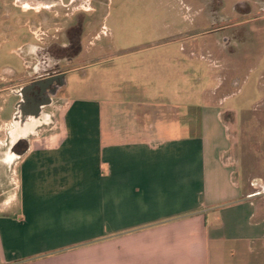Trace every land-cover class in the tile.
Masks as SVG:
<instances>
[{
    "label": "crops",
    "instance_id": "1",
    "mask_svg": "<svg viewBox=\"0 0 264 264\" xmlns=\"http://www.w3.org/2000/svg\"><path fill=\"white\" fill-rule=\"evenodd\" d=\"M88 103L48 110L16 157L0 146V264H264L221 111Z\"/></svg>",
    "mask_w": 264,
    "mask_h": 264
},
{
    "label": "rangeland",
    "instance_id": "2",
    "mask_svg": "<svg viewBox=\"0 0 264 264\" xmlns=\"http://www.w3.org/2000/svg\"><path fill=\"white\" fill-rule=\"evenodd\" d=\"M8 1L0 68L11 71V86L73 69L62 102L49 110L60 111L67 98L89 101L90 114L100 101L216 108L230 125L236 179L264 215V0ZM76 16L83 28L68 36L77 57L36 67L43 50L58 54L67 43ZM15 100L9 97L3 119L12 121Z\"/></svg>",
    "mask_w": 264,
    "mask_h": 264
},
{
    "label": "flooded vegetation",
    "instance_id": "3",
    "mask_svg": "<svg viewBox=\"0 0 264 264\" xmlns=\"http://www.w3.org/2000/svg\"><path fill=\"white\" fill-rule=\"evenodd\" d=\"M83 18L79 19L76 16L75 21L68 24L65 29L67 43L58 48V54L49 49L43 50V54L39 55L40 58L36 67L43 65L55 67L63 60L68 64L77 57L78 54L71 56L74 39L68 36V32L76 26L83 28ZM22 24H24V19H22ZM9 30V1L0 0V39L2 42L7 38L6 35ZM67 70L60 68L49 71L44 75L39 74L31 78L27 82L11 86V71L8 68H0V134L3 136L0 146H11L12 157L24 152L29 146L30 139L37 136L41 129L51 125L48 110L63 100L62 93L66 87ZM11 95L16 98L12 116L14 126L12 128L9 125V120L2 118L4 105L8 103Z\"/></svg>",
    "mask_w": 264,
    "mask_h": 264
},
{
    "label": "built area",
    "instance_id": "4",
    "mask_svg": "<svg viewBox=\"0 0 264 264\" xmlns=\"http://www.w3.org/2000/svg\"><path fill=\"white\" fill-rule=\"evenodd\" d=\"M225 159L228 160L229 162H232V159L230 158V156L225 155Z\"/></svg>",
    "mask_w": 264,
    "mask_h": 264
},
{
    "label": "water",
    "instance_id": "5",
    "mask_svg": "<svg viewBox=\"0 0 264 264\" xmlns=\"http://www.w3.org/2000/svg\"><path fill=\"white\" fill-rule=\"evenodd\" d=\"M32 120V119H31Z\"/></svg>",
    "mask_w": 264,
    "mask_h": 264
}]
</instances>
